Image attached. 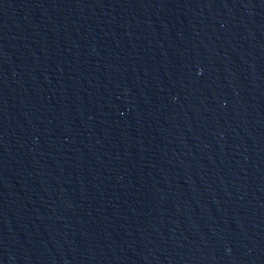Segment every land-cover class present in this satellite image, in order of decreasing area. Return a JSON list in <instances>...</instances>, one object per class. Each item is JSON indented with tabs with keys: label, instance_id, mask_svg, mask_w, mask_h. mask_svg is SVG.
<instances>
[{
	"label": "water",
	"instance_id": "water-1",
	"mask_svg": "<svg viewBox=\"0 0 264 264\" xmlns=\"http://www.w3.org/2000/svg\"><path fill=\"white\" fill-rule=\"evenodd\" d=\"M0 264H264V0H0Z\"/></svg>",
	"mask_w": 264,
	"mask_h": 264
}]
</instances>
